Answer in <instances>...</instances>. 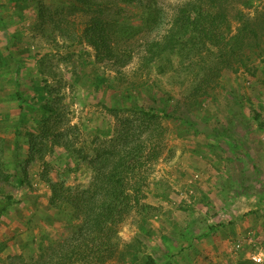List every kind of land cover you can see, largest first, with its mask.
<instances>
[{
  "label": "rangeland",
  "instance_id": "obj_1",
  "mask_svg": "<svg viewBox=\"0 0 264 264\" xmlns=\"http://www.w3.org/2000/svg\"><path fill=\"white\" fill-rule=\"evenodd\" d=\"M41 1L45 13L33 0H0V199L16 201L0 218V264H42L58 249L79 218L50 203L47 181L86 189L93 172L81 154L120 136L131 145L152 141L160 154L129 179L142 185L130 192L115 258L102 264H264V0L203 5L226 15L227 38L245 21L258 32L260 48L245 67L223 59L216 43L144 62L145 43L174 31L169 22L187 0L113 10L112 48L122 60L131 56L123 67L98 60L81 12H63L69 22L57 27L50 16L61 7ZM49 108L55 113L44 125ZM46 126L58 127L73 150Z\"/></svg>",
  "mask_w": 264,
  "mask_h": 264
},
{
  "label": "trees",
  "instance_id": "obj_2",
  "mask_svg": "<svg viewBox=\"0 0 264 264\" xmlns=\"http://www.w3.org/2000/svg\"><path fill=\"white\" fill-rule=\"evenodd\" d=\"M33 1L38 3L39 9L43 8L45 13V3L41 0ZM205 1L206 4L212 5L215 2V0H187L176 8L172 22H169L174 31L145 43L142 59L147 65L152 64L163 51L172 53L175 49L189 47L201 53L202 47L208 43H216L222 44L223 49L219 51L223 59L235 56L240 65L245 67V58L248 61L247 56L254 54V51L260 48L258 44L260 35L252 24L245 21L227 38L224 36L222 26L226 21V15L214 12L210 8L205 10L203 8ZM54 2L61 7L62 12L57 14L54 12L50 16V20L57 27L62 23H68L67 17L70 14L81 12L80 15L87 18L84 40L94 48L99 61L109 60L117 67H123L130 62L131 56L126 61L122 60L112 48L111 43L117 35L115 30L117 18L114 19L116 13L113 10L124 4H143L144 0H55ZM63 12H67V17ZM69 19L74 22V19ZM145 20L149 22L154 19L148 14ZM123 29L120 33L124 36L127 34V28ZM18 72L19 70L14 72L15 78ZM21 99L20 96L19 100ZM20 107L22 109L23 104H20ZM48 112L50 115L55 113L50 108ZM51 117L52 115L47 118L44 125L51 121ZM44 132L54 135L56 144L67 152L73 150V144L62 141V133L58 127L46 126ZM155 135L151 134L148 139L156 138ZM158 136L162 137V134ZM29 139V146L34 147L33 139ZM130 141L128 138L124 140L121 136L114 137L105 147L98 148L93 155L81 154L82 159L90 157L89 166L93 172V178L86 189H60L57 183L47 181L51 190L50 203L70 206L79 219L71 233L57 243L58 249L42 261V264H75L83 261L102 264L115 258L119 249L118 226L133 209L130 192L138 193L142 185L135 183V186H129V179L140 175L143 161L147 159L151 161L160 154L156 150L158 146L152 141L149 145L147 140H138L132 145ZM14 204L16 201L12 196L1 198L0 218Z\"/></svg>",
  "mask_w": 264,
  "mask_h": 264
},
{
  "label": "built area",
  "instance_id": "obj_3",
  "mask_svg": "<svg viewBox=\"0 0 264 264\" xmlns=\"http://www.w3.org/2000/svg\"><path fill=\"white\" fill-rule=\"evenodd\" d=\"M253 260L255 262H261L262 261L260 257H255V256L253 257Z\"/></svg>",
  "mask_w": 264,
  "mask_h": 264
}]
</instances>
